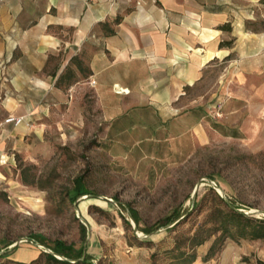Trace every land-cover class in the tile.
I'll list each match as a JSON object with an SVG mask.
<instances>
[{"label":"rangeland","instance_id":"1","mask_svg":"<svg viewBox=\"0 0 264 264\" xmlns=\"http://www.w3.org/2000/svg\"><path fill=\"white\" fill-rule=\"evenodd\" d=\"M247 26L259 50L213 60L184 89L177 124L153 114L109 126L86 93L77 109L57 103L42 132L0 157V264H53L43 253L56 241L95 264H166L176 238L191 264H264V238L224 236L209 254L220 232L205 222L218 205L209 187L264 218V6Z\"/></svg>","mask_w":264,"mask_h":264},{"label":"crops","instance_id":"2","mask_svg":"<svg viewBox=\"0 0 264 264\" xmlns=\"http://www.w3.org/2000/svg\"><path fill=\"white\" fill-rule=\"evenodd\" d=\"M261 6V0H0V120L24 117L0 127V157L27 141L28 132H42L57 103L77 109L86 93L109 126L118 117L153 114L177 124L184 89L213 60L259 50L261 34L247 25L260 18Z\"/></svg>","mask_w":264,"mask_h":264},{"label":"trees","instance_id":"3","mask_svg":"<svg viewBox=\"0 0 264 264\" xmlns=\"http://www.w3.org/2000/svg\"><path fill=\"white\" fill-rule=\"evenodd\" d=\"M264 2V0H261ZM231 41H222L219 43L220 46L226 45L230 46ZM209 191L213 192L215 197L218 200V205L211 209L207 213V220L205 222L213 221L216 222L212 227H207L211 231H219L220 235L215 239L213 244L209 248V254L215 250V247L218 244V241L221 240L224 236L231 239H262L264 238V218H255L249 216L242 211H239L237 207H232V203H227L222 197L216 194L212 187H209ZM198 205V204H197ZM196 204L192 206V210L189 211L186 216L175 223L172 227L176 226L179 223L186 222L188 218L193 214V209L197 207ZM178 215V214H177ZM177 215L168 216L161 223L162 225L172 222ZM135 221L138 223L136 215L133 214ZM126 226H130L129 221L124 219ZM203 223L201 226H198L192 236L189 237V242L193 245H199L203 242V237H198L204 231ZM146 231V230H145ZM139 241V240H138ZM42 243V241H40ZM141 242V241H140ZM181 241L176 238L172 248L167 250L166 254L171 258L166 264H191L195 260V254L187 253L185 249L181 247ZM54 253L65 257L66 259H59L51 253H43L45 257L52 262L53 264H95L87 256L80 259L82 254V249L80 248L76 253L73 252V247L66 245L61 241H56L53 247L47 246ZM153 258L155 254H152ZM70 260H76L71 262ZM101 264V261L98 262Z\"/></svg>","mask_w":264,"mask_h":264},{"label":"built area","instance_id":"4","mask_svg":"<svg viewBox=\"0 0 264 264\" xmlns=\"http://www.w3.org/2000/svg\"><path fill=\"white\" fill-rule=\"evenodd\" d=\"M92 83H94V81L92 80ZM24 122V117L23 116H15V115H6L5 117H3L2 120H0V127H2L5 124H13L14 126L20 125Z\"/></svg>","mask_w":264,"mask_h":264},{"label":"water","instance_id":"5","mask_svg":"<svg viewBox=\"0 0 264 264\" xmlns=\"http://www.w3.org/2000/svg\"><path fill=\"white\" fill-rule=\"evenodd\" d=\"M199 185H200V183H198L197 184V186L195 187V191H194V195H195V193H196V190L199 188ZM226 201V200H225ZM227 203H229L228 201H226ZM233 207V206H232ZM240 211V210H239ZM244 213V212H243ZM246 214V213H245ZM133 228L136 230V224L133 222ZM14 246V245H13ZM48 249V252L49 253H51V254H53L55 257H57V258H59V259H66L65 257H63V256H60V255H58V254H56V253H54L51 249H49V248H47ZM81 259V258H80ZM70 261H72V262H74V261H76V260H70Z\"/></svg>","mask_w":264,"mask_h":264}]
</instances>
